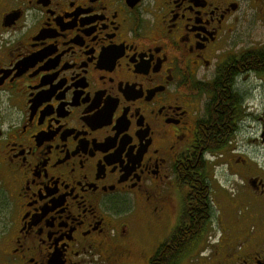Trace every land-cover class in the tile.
Masks as SVG:
<instances>
[{
  "label": "flooded vegetation",
  "instance_id": "flooded-vegetation-1",
  "mask_svg": "<svg viewBox=\"0 0 264 264\" xmlns=\"http://www.w3.org/2000/svg\"><path fill=\"white\" fill-rule=\"evenodd\" d=\"M242 2L0 0V264H264V0L234 49Z\"/></svg>",
  "mask_w": 264,
  "mask_h": 264
},
{
  "label": "rangeland",
  "instance_id": "rangeland-1",
  "mask_svg": "<svg viewBox=\"0 0 264 264\" xmlns=\"http://www.w3.org/2000/svg\"><path fill=\"white\" fill-rule=\"evenodd\" d=\"M254 1L255 0H243L242 6H241V16H240V22L243 26V28H246L244 32H242V36L240 38L238 37H232V42L231 46L234 49H237V46L244 42V40H247V28L248 24L252 22L253 19V14L255 13V8H254ZM243 31V30H242ZM210 178L212 180V183L215 187L216 194L214 195V210L217 211L218 204L222 205V207L227 205V197L225 195V190L220 189L219 190V184H218V177L217 174L213 171L210 175ZM231 194V193H229ZM217 205V206H216Z\"/></svg>",
  "mask_w": 264,
  "mask_h": 264
},
{
  "label": "trees",
  "instance_id": "trees-1",
  "mask_svg": "<svg viewBox=\"0 0 264 264\" xmlns=\"http://www.w3.org/2000/svg\"><path fill=\"white\" fill-rule=\"evenodd\" d=\"M212 140H213V146H212L211 149L215 150L217 148L216 139L214 138ZM199 201L200 202H199V206H198V211H203V209H204L203 208V198H201L200 196H199ZM207 210H208L209 213L211 212L210 208H208ZM191 237L193 239L194 238V234H191ZM169 252L170 251L168 250V248H166L164 245L161 246L159 248V250L157 251V253L155 255V258H154V261H153L152 264H172L173 262L169 259L170 258V255H168ZM183 253L184 252L179 250V249L175 250V252L173 254V258H175L174 259V263L175 264L179 263V260H180V258H181Z\"/></svg>",
  "mask_w": 264,
  "mask_h": 264
}]
</instances>
